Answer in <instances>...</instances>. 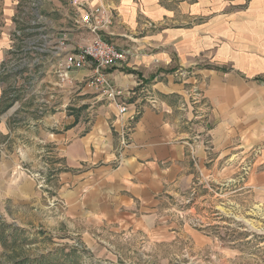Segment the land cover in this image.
<instances>
[{
	"label": "crops",
	"instance_id": "obj_1",
	"mask_svg": "<svg viewBox=\"0 0 264 264\" xmlns=\"http://www.w3.org/2000/svg\"><path fill=\"white\" fill-rule=\"evenodd\" d=\"M70 1L0 0V64L10 56L12 30L23 25L22 5L26 24L34 18L38 25L29 27L40 28L25 37L69 31L76 41L90 42L95 33L79 23L82 8ZM88 4L108 9L112 21L99 34L128 51L126 61L106 71L123 89L129 110L121 114L105 93L88 86L79 91L88 125L73 121L58 133H44L43 150L58 151L64 165L57 193L67 204L65 221L148 227L165 200L196 175L220 177L258 144L264 154V0ZM178 69L188 71V79L178 77ZM94 72L88 67L73 76ZM56 79L48 74L44 90L59 105L67 98L53 89ZM76 95L68 99L78 107ZM133 110L132 140L124 147L119 131ZM19 188L28 190L18 194L22 202L39 201L32 177H22Z\"/></svg>",
	"mask_w": 264,
	"mask_h": 264
},
{
	"label": "rangeland",
	"instance_id": "obj_2",
	"mask_svg": "<svg viewBox=\"0 0 264 264\" xmlns=\"http://www.w3.org/2000/svg\"><path fill=\"white\" fill-rule=\"evenodd\" d=\"M4 23L0 11V27ZM20 43L0 64V178L6 179L0 183V264H264L259 144L220 177L196 175L165 200L148 227L65 221L67 204L57 193L64 165L41 141L73 121L88 125V107L79 91L78 107L56 105L44 90L47 75L38 77L39 66L17 51ZM24 176L35 180L39 201L18 197L28 191L19 188Z\"/></svg>",
	"mask_w": 264,
	"mask_h": 264
},
{
	"label": "built area",
	"instance_id": "obj_3",
	"mask_svg": "<svg viewBox=\"0 0 264 264\" xmlns=\"http://www.w3.org/2000/svg\"><path fill=\"white\" fill-rule=\"evenodd\" d=\"M70 2L72 5L82 8L79 23L95 33L94 38L90 42L76 41L69 31L47 32L41 34L39 38L25 37L26 32H36L40 29L29 27L30 25L37 26L39 20L31 19V21L33 20L32 23L30 21L26 24L24 17L27 14V10L25 9V13H22L23 17L21 18L22 27L11 32L8 49L10 57L16 50L18 43L21 42V50L17 49V51H23L22 54L26 56L25 58H28V61L34 62L35 67L39 66L38 77H45L50 73L56 76L57 79L53 84V89L57 93H62V95L65 94L69 97L76 91L90 86L97 91L105 93L110 98V101L118 105L119 112L125 114L128 112L129 106L124 99L122 100L124 91L114 84L108 77L106 70L126 61L128 51L118 47L113 41L99 34V31L112 21V14L102 4L91 6L88 4V0H71ZM41 53H45L50 59L43 61L38 56ZM88 67L94 68V74L82 77L73 76L74 72L87 69ZM10 70L14 73L20 69L14 68ZM177 76L185 80L188 79L189 72L178 69ZM49 102L46 98L41 101L44 105ZM70 102L71 99L69 98L62 105L67 106ZM152 102L155 103V100ZM135 113L133 110L128 119L123 122L119 131L120 142L124 147L128 146L132 140Z\"/></svg>",
	"mask_w": 264,
	"mask_h": 264
}]
</instances>
